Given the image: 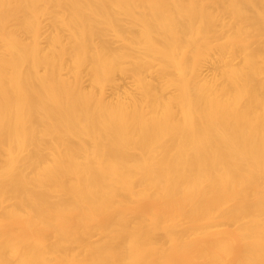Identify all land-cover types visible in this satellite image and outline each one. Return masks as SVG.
Wrapping results in <instances>:
<instances>
[{"label":"bare ground","instance_id":"bare-ground-1","mask_svg":"<svg viewBox=\"0 0 264 264\" xmlns=\"http://www.w3.org/2000/svg\"><path fill=\"white\" fill-rule=\"evenodd\" d=\"M0 264H264V0H0Z\"/></svg>","mask_w":264,"mask_h":264},{"label":"rangeland","instance_id":"rangeland-1","mask_svg":"<svg viewBox=\"0 0 264 264\" xmlns=\"http://www.w3.org/2000/svg\"><path fill=\"white\" fill-rule=\"evenodd\" d=\"M41 29L39 30L40 32H43L46 30V22H42L40 24ZM41 45H44V43L41 41ZM204 75H209L210 72L209 71H203ZM117 83L121 86H123L124 88L129 87L131 84V81L127 78V77H120L117 81ZM86 84V83H85ZM110 92L107 90V94H109Z\"/></svg>","mask_w":264,"mask_h":264}]
</instances>
